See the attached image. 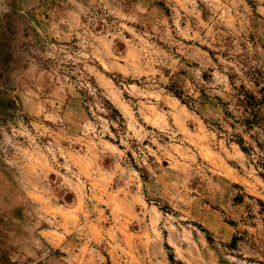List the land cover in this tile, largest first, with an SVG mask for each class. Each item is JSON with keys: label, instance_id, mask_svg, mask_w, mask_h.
I'll list each match as a JSON object with an SVG mask.
<instances>
[{"label": "rangeland", "instance_id": "1", "mask_svg": "<svg viewBox=\"0 0 264 264\" xmlns=\"http://www.w3.org/2000/svg\"><path fill=\"white\" fill-rule=\"evenodd\" d=\"M263 156L264 0H0V264H264Z\"/></svg>", "mask_w": 264, "mask_h": 264}, {"label": "trees", "instance_id": "2", "mask_svg": "<svg viewBox=\"0 0 264 264\" xmlns=\"http://www.w3.org/2000/svg\"><path fill=\"white\" fill-rule=\"evenodd\" d=\"M169 90L175 96H177L178 98L181 99L182 91L179 90L175 84H173ZM241 96H242L241 103H243L244 106L247 108L246 110H248L251 107H255V106L259 107L260 106V103H261L260 100H258L253 94H249V93L244 91L241 94ZM105 102L107 103V100ZM108 104L111 107V110H112L111 112H114L121 119V121H123V118H122L121 114L119 113V111L117 110V108L113 107L109 102H108ZM111 116L114 117L112 113H111ZM256 118L257 117H248L243 121L244 122L243 124L247 128H250L254 125V121L256 120ZM233 138H235V139H233L231 141L234 142L245 155H249L253 151L252 148L249 147L245 143L242 136L235 135ZM261 166L264 169V156L261 158ZM171 260L173 261V258Z\"/></svg>", "mask_w": 264, "mask_h": 264}]
</instances>
